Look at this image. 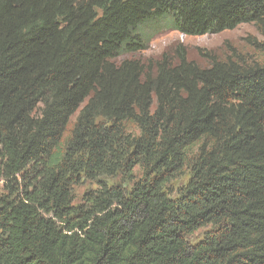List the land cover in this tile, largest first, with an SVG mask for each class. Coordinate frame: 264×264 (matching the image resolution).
<instances>
[{"label": "trees", "instance_id": "trees-1", "mask_svg": "<svg viewBox=\"0 0 264 264\" xmlns=\"http://www.w3.org/2000/svg\"><path fill=\"white\" fill-rule=\"evenodd\" d=\"M0 264H264V0H0Z\"/></svg>", "mask_w": 264, "mask_h": 264}, {"label": "rangeland", "instance_id": "rangeland-1", "mask_svg": "<svg viewBox=\"0 0 264 264\" xmlns=\"http://www.w3.org/2000/svg\"><path fill=\"white\" fill-rule=\"evenodd\" d=\"M255 37L262 39L254 26L249 23L239 24L237 27L224 30L218 33L204 35H185L176 30L165 29L163 27H154L148 34V44L144 50L122 53L117 60L128 58L139 59L143 62L159 58L165 52L173 51L178 45H182L186 51L187 57L200 64H206V59L202 56V51H212L216 55L223 57L228 53V48L233 47L240 51H250L245 43V38ZM118 179H110L109 182H116ZM95 185L91 182H83L74 187V195L77 199L82 193L93 188ZM127 186H130L127 184Z\"/></svg>", "mask_w": 264, "mask_h": 264}]
</instances>
